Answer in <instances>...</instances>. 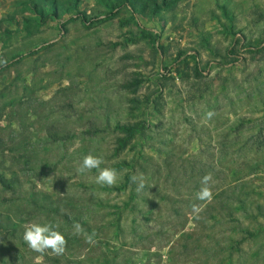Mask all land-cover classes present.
I'll return each instance as SVG.
<instances>
[{
    "label": "rangeland",
    "instance_id": "obj_1",
    "mask_svg": "<svg viewBox=\"0 0 264 264\" xmlns=\"http://www.w3.org/2000/svg\"><path fill=\"white\" fill-rule=\"evenodd\" d=\"M5 59L0 264H264V0H0ZM88 154L114 186L77 173Z\"/></svg>",
    "mask_w": 264,
    "mask_h": 264
},
{
    "label": "clouds",
    "instance_id": "obj_2",
    "mask_svg": "<svg viewBox=\"0 0 264 264\" xmlns=\"http://www.w3.org/2000/svg\"><path fill=\"white\" fill-rule=\"evenodd\" d=\"M7 64V60H0V66H4ZM208 117L211 118L214 113L209 112ZM103 163L102 158L98 156H93L91 154L86 155L83 158V161L81 165L77 168L78 174H83L86 172H90L92 169H98V175L96 176V183L101 186H114L119 179V174L116 169L114 168H101V164ZM131 180L135 183L137 180H139L138 184V190L140 188H143V177H137L133 175L131 177ZM211 180L210 175H206L201 179L202 188L201 190L196 194V198L198 200L202 201H211L212 199V192L210 188L207 186L208 182ZM200 211L198 205H193V212L198 213ZM74 235H84L85 236V242L88 244H94L95 240L93 239L95 236V233L93 232L91 235H88L85 230L83 229L82 225H80L78 222L74 224ZM24 241L27 243L28 247L33 250L36 253H39L41 256H43L45 253H47L49 250L51 251V254L59 256L63 255L66 251L67 247V239L65 236L55 230V226H53L51 223L48 224H37V223H31L25 227L24 235H23Z\"/></svg>",
    "mask_w": 264,
    "mask_h": 264
},
{
    "label": "trees",
    "instance_id": "obj_3",
    "mask_svg": "<svg viewBox=\"0 0 264 264\" xmlns=\"http://www.w3.org/2000/svg\"><path fill=\"white\" fill-rule=\"evenodd\" d=\"M131 101L135 102V101H138V99L133 97ZM132 106L134 108L136 104H133ZM115 127L116 129L119 130V134L117 135V138H116V143H117L116 151L121 152L126 149H130L134 147L135 145L134 138L139 133H141V131L136 130L135 126L132 125L130 122L117 123Z\"/></svg>",
    "mask_w": 264,
    "mask_h": 264
}]
</instances>
